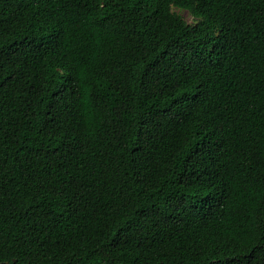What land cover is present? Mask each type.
<instances>
[{"label": "trees", "instance_id": "obj_1", "mask_svg": "<svg viewBox=\"0 0 264 264\" xmlns=\"http://www.w3.org/2000/svg\"><path fill=\"white\" fill-rule=\"evenodd\" d=\"M0 264H264V0H0Z\"/></svg>", "mask_w": 264, "mask_h": 264}, {"label": "rangeland", "instance_id": "obj_2", "mask_svg": "<svg viewBox=\"0 0 264 264\" xmlns=\"http://www.w3.org/2000/svg\"><path fill=\"white\" fill-rule=\"evenodd\" d=\"M175 10L177 11V12H179L180 14H182L189 22H194V17L190 14V13H188L187 11H183V10H180V9H177V8H175Z\"/></svg>", "mask_w": 264, "mask_h": 264}]
</instances>
